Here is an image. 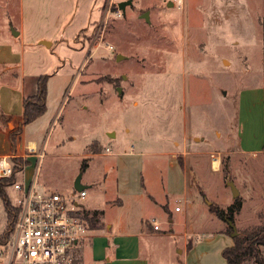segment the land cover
I'll list each match as a JSON object with an SVG mask.
<instances>
[{"label":"rangeland","instance_id":"1","mask_svg":"<svg viewBox=\"0 0 264 264\" xmlns=\"http://www.w3.org/2000/svg\"><path fill=\"white\" fill-rule=\"evenodd\" d=\"M63 1L55 7L44 0H26L24 6L27 16L59 12L65 18H88L77 40L70 36L75 24L62 30L64 38L54 39L46 51L50 71L64 64L62 72L71 74L69 80L74 76L61 100L59 126L56 123L46 138L37 166V191L69 193L78 174L99 178L107 173L106 178H115L108 163L116 158L119 178H127L133 196L121 210H105V218L115 223L125 218L127 210L129 214L150 212L145 186L159 200L162 183L166 191L179 194L184 178H191L192 189L202 193V207L210 212L200 209L201 195L196 192L190 211L195 230L190 235L200 239L192 245V238L182 241L175 230L161 227L162 234L142 241L144 253L149 264H226L221 252L231 244V235L260 223L258 212L264 208V149L256 157L236 151L239 137L252 142L262 130V102L256 89L264 78V0H132L124 10L117 7L123 0ZM117 10L121 17H116ZM144 12L148 20L141 16ZM107 129L117 133L116 141L125 150L134 144V156H97L83 175L81 165L90 159L82 155L91 139ZM59 132L64 144L55 147ZM182 145L189 153L181 150ZM93 147L96 153L103 152V146L93 143ZM170 147L176 152L174 167L167 165L165 156H158ZM215 158L217 170L211 168ZM184 163L187 175L182 173ZM228 182L245 200L231 235L221 232L224 224L205 202L225 208L227 204L215 196L222 193L232 200ZM249 185L255 189L244 199ZM5 191L15 206L14 188ZM91 204L102 205L103 195L93 196ZM169 206L172 210L179 206L182 210L173 215L183 218V199H172ZM97 223L96 227L106 225L101 216ZM7 227L0 198V236ZM83 253L85 264H93L88 242Z\"/></svg>","mask_w":264,"mask_h":264},{"label":"crops","instance_id":"2","mask_svg":"<svg viewBox=\"0 0 264 264\" xmlns=\"http://www.w3.org/2000/svg\"><path fill=\"white\" fill-rule=\"evenodd\" d=\"M25 2L26 0H0V156L22 158L25 164L22 170L17 174V180L29 181L31 178H36L37 176V166L41 160L37 157V154L44 151L46 138L49 136L52 127L54 130L55 124H59L57 116L61 107V100L65 97L66 90L74 76L72 75L71 80H69L71 74L67 76L66 72H62L64 64L50 71L48 69L50 67V61L46 59V51L53 46L54 39L58 37L64 38L62 30L65 32L75 24L74 33H70V36L74 40H77L79 32L85 30L84 24L87 22L88 18L87 16H72L65 18L61 16L59 12H49L51 14H46L45 12L38 13V16H27L24 11ZM63 2V0H44V3L55 7L58 4L62 6ZM11 7L13 10H11ZM41 40L48 41L49 45L45 46L41 43ZM81 45H83V43H81ZM47 70L50 73H48ZM45 73L50 74L47 80L46 110L35 120L27 124H22L23 100L36 93L37 80L40 75ZM261 81V85H259L256 90L262 102V130L260 129L261 131L256 139H251L252 142L241 137L237 140L239 146L236 151L239 154H251L252 157H256L262 153L264 145V78ZM16 130L19 131L15 136V144L12 146L10 135ZM57 134L58 133H56L54 137V146L61 147L64 144V137L60 135V132L58 135ZM116 136L117 133L113 129H107L101 137L91 139L90 142L92 143L88 144L87 151L85 150L82 155L89 156L88 160L90 159L88 163L86 162L83 175L89 167L90 161L93 162V159L97 158V156H102L105 159L115 155L124 156L128 154L134 156V144H131L127 151L121 146V141H116ZM69 138L71 137H68V139ZM105 142L116 146V149L112 151L110 145H104ZM93 143L103 146V152L99 154L96 153ZM106 148H108V151H106ZM181 150L189 153V150H186V145H182ZM194 152L198 153V151ZM174 153L176 152L170 147L166 152L159 153L158 156H165L164 160L167 161V165L174 167L177 161ZM136 155L137 158L140 157V154ZM213 161L214 160H212L211 168L217 170V166L215 167L213 165ZM185 165L184 163V165L181 166L182 173L187 175ZM108 166L110 172H114L115 178H106L107 173H101L99 178H92L89 176L83 178L82 176L80 179L81 184L84 185L82 190L85 191L84 198L79 201L81 209L88 215H96L97 220H99L101 216L106 221V225L104 228L100 226L96 227L98 224L97 221L95 225L90 228L87 223L88 232L85 237L77 242L75 248L76 264H85L83 253L85 242H88L93 264H149V259L144 253L142 241L147 238L157 237L162 234V229H167L169 231L175 230V235L181 236L182 241H184L185 238H192L194 240L192 245L197 243L200 238L197 236L195 237V233L190 235V233L195 230L192 225L193 216L190 211L195 198L193 196H195L196 192L201 195L200 209H204L202 207L203 196L200 190L196 189L197 191L195 192L192 189L193 182L191 178H184V185L179 194L166 191L167 186L165 187L162 183L163 193L160 194L161 199L159 200L149 195L147 192L148 186H145V193H143L144 197L145 194H147L148 199L155 204H151V201L147 200L145 197L150 205V212H148V214L139 212L137 214H129L131 210H127L125 212V218L120 217V219L114 223L111 219L105 218V210L113 207L121 210L125 206L127 198L132 194L127 186V178H119V167L116 163V158H113V160L108 163ZM162 179L163 178H161V180ZM249 183L251 185L253 181ZM199 185L203 187L202 184ZM250 185L249 189L246 188L247 192L246 195H243L244 199H249L255 189V186L252 187ZM203 190L205 191L204 188ZM75 192L76 190L73 188L72 191L66 194L69 195ZM98 194L103 195V204L95 206L91 204L92 197ZM231 197L232 200L227 201V199L222 196V193L219 197L215 196L221 204L226 203L227 206L230 205L234 199L232 194ZM176 198L183 199L184 211L182 212H184V215L182 219L173 215V212L178 213L182 209L175 211L169 206L170 200H175ZM205 202L207 205L210 203L209 201ZM244 202L245 200L242 201L241 209ZM188 212L190 214L189 216L187 214ZM261 212L264 214V208L263 211L258 212V215L261 214ZM206 213L210 212L206 211ZM241 214L240 210L236 215L238 216L237 221H240ZM121 215L124 216L123 213ZM152 218L159 224L160 228L158 230L152 228ZM219 221L222 226V221ZM164 224H166L167 227H163ZM170 233L174 234L172 232ZM215 236L216 235L213 234L210 237L214 238ZM98 239H103V243L99 244ZM105 239L108 241L110 239L111 245L107 243ZM232 244L233 241L228 246ZM192 245H190V247ZM185 250L187 249H184V251ZM4 257L5 256H0V264H7V257Z\"/></svg>","mask_w":264,"mask_h":264},{"label":"built area","instance_id":"3","mask_svg":"<svg viewBox=\"0 0 264 264\" xmlns=\"http://www.w3.org/2000/svg\"><path fill=\"white\" fill-rule=\"evenodd\" d=\"M115 15L121 17V12L117 10ZM43 155L40 152L37 157ZM11 172L9 157L0 156V177H8ZM11 186L17 193L18 214L8 240L0 243V256L7 257V264H76L73 249L88 232L79 204L85 191L69 195L39 192L34 177L17 180ZM151 223L154 230L160 228L154 218Z\"/></svg>","mask_w":264,"mask_h":264},{"label":"trees","instance_id":"4","mask_svg":"<svg viewBox=\"0 0 264 264\" xmlns=\"http://www.w3.org/2000/svg\"><path fill=\"white\" fill-rule=\"evenodd\" d=\"M262 40L264 73V23H262ZM49 75L50 74L48 73L40 75L37 80L36 93L33 96H29L23 100L22 124H27L35 120L45 112L47 80ZM18 131L19 130L13 131L10 135L12 146L15 144V136ZM9 160L12 164L11 174L8 177H0V198L4 203V209L8 223L7 230H5V232L0 236V243H5L8 240L14 221L18 214V208L14 205H10L5 189L17 181V174L22 170L25 164V161L20 157H10ZM85 167L86 162H83L81 165V170H83ZM208 205L210 211L214 213L215 216L224 224V228L221 232L231 235V233L234 231L233 225L235 217L241 210V198L235 197L232 203L226 208L212 205L211 203ZM82 217L86 220L90 228L93 227L98 221L96 215H88L84 211L82 212ZM259 218L261 220L260 223L236 230V233L231 235L233 244L231 246L225 247L221 252L226 264H264V220H262L263 217L261 214H259Z\"/></svg>","mask_w":264,"mask_h":264},{"label":"water","instance_id":"5","mask_svg":"<svg viewBox=\"0 0 264 264\" xmlns=\"http://www.w3.org/2000/svg\"><path fill=\"white\" fill-rule=\"evenodd\" d=\"M132 3V0H123V1H120L118 2L117 4V7L118 9H122L124 10L125 6L126 5H129ZM171 3L168 2V6H170ZM142 17H144L146 20H148V12H144L142 15ZM41 43L44 44L45 46H48L49 45V42L46 41V40H41ZM119 57V56H118ZM81 174H78V176L76 177L75 181H74V184H73V188L76 190V191H80L83 189L84 185L81 184ZM229 185H230V188H231V191H232V196L235 198L238 196V190L235 188V186L233 185L232 182H229ZM235 234V233H234ZM233 234V235H234Z\"/></svg>","mask_w":264,"mask_h":264},{"label":"bare ground","instance_id":"6","mask_svg":"<svg viewBox=\"0 0 264 264\" xmlns=\"http://www.w3.org/2000/svg\"><path fill=\"white\" fill-rule=\"evenodd\" d=\"M217 163H218V159L215 158L214 161H213V165L216 167V166H217ZM215 167H214V168H215Z\"/></svg>","mask_w":264,"mask_h":264}]
</instances>
